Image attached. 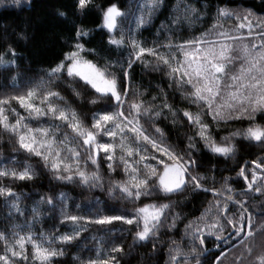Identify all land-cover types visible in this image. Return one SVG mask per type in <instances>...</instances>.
<instances>
[{
	"label": "snow or ice",
	"instance_id": "snow-or-ice-1",
	"mask_svg": "<svg viewBox=\"0 0 264 264\" xmlns=\"http://www.w3.org/2000/svg\"><path fill=\"white\" fill-rule=\"evenodd\" d=\"M19 2L20 0H13L15 4ZM156 2L157 0H147L146 6L150 10ZM90 5L92 0H76V8L80 13ZM59 15L63 17L66 14L59 12ZM124 16L125 14L113 4L103 10L100 28L107 30V43L110 47L118 50L128 47L131 50L125 62L107 61L101 66L89 59L88 56L96 55L95 49L85 46L91 32L77 27L71 42L68 43V51L43 77L27 78L22 83L19 73L10 78L12 88L21 91L17 95L0 98V131L13 137L19 150L39 158L58 181L89 187L101 186L98 173L100 163L103 162L109 172L115 171V167H122L127 179L116 182L112 189L118 191L121 198L133 203L141 197H151L154 194L171 197L183 193L189 187L193 191L211 193L213 200L209 206L199 217L185 225V236L190 241V250L185 252L173 241L174 247H171L168 253V264H188L190 259L200 264V255L208 251L205 246L208 238H214L217 253L213 264H226L229 259L231 264H264V251L256 253L258 238H264V223L255 219L257 215L264 217V210L249 211L252 206L243 199L257 194L264 199V157L245 162L239 169L237 179L242 178L245 187L237 193L230 186L229 177L223 178L220 188L205 187V181H211L214 185L215 177L196 174L198 165L193 155L199 151L197 140L208 152L225 159L236 151L234 144L225 143L230 140L229 136L222 137L221 142L217 143L211 126L202 119L205 110L215 124L227 120H249L247 129L243 132L233 131L230 136H242L247 141L264 146V126L255 123L258 113L264 116V23L257 21L255 25L258 32L253 39H258V44H245V37L225 32L223 25L215 23L208 32L183 43H174L171 37H168L167 43L156 42L153 47H147L133 37L125 40L124 31L118 27V20ZM252 16L250 11L234 17V13L228 9L217 10V21L231 18L243 21L237 24V28L247 27L249 36H252L253 31V20L250 19ZM143 23L144 17H138L137 26ZM213 31L223 39H209V33ZM229 41L232 43H228ZM236 43L240 44L238 51L233 48ZM161 48L166 51L162 52ZM176 52L183 56V60L177 59L174 54ZM146 56L155 59V68L165 66L170 80L169 87L188 89L187 94L182 93L183 98L197 105V112L174 109L167 102L166 94L162 90V102L154 108L142 100L128 102L130 70L136 62L147 66L144 59ZM16 59L17 53L11 46L0 52V71L15 68ZM237 62L239 67L236 66ZM64 78H67V86L77 100L81 99V93L73 85L80 84L81 87L90 88L97 94L96 98L88 101L90 104L95 105L99 100L106 99L112 101L110 109L93 113L91 126H85L76 110L67 104L59 91L54 90L55 82ZM138 95L143 93L133 92V96ZM156 99L157 97H152V101ZM13 103L23 109L28 121L47 118L53 123L50 127L40 125L33 128L26 122L25 116L12 107ZM178 112L195 129V134L187 137V144L180 151L168 145L164 139V131L155 126L156 121L161 118L168 119L169 116L175 123ZM10 116L14 117V120H10ZM141 119L151 122L152 133H148L141 125ZM56 121L59 123H55ZM61 126L71 129V140L67 134L57 140V130ZM98 137L111 139L102 142ZM72 141L77 143V147L69 146ZM78 148L83 149V166L80 164L82 156ZM117 148L119 155L116 154ZM62 151L69 154L71 163L67 157L61 156ZM12 163L16 161L13 160ZM89 164L96 169L91 174L85 170ZM35 175V169L27 163L20 171L0 164V179L26 181L32 180ZM0 197L6 198L15 213L23 215L20 208L21 197L10 187L0 186ZM57 199L63 204L67 197L60 193ZM42 204L53 205V200L47 197L37 202L31 210V223L13 224L11 232L8 233L0 231V264H29L30 256L31 264H52L54 257L63 255V250L53 245L71 244L78 238L79 228L59 236L43 233L36 236L32 228L39 221ZM170 208V204H146L137 208L131 216H102L90 222L108 225L114 221H122L137 229L135 241L146 242L156 238L167 220H172L169 228L175 227L179 214L169 216ZM61 215L64 218L62 223L71 222L76 225L85 220L84 217L71 215L63 209ZM113 253H123V248L113 246L106 257L89 259L87 264H119Z\"/></svg>",
	"mask_w": 264,
	"mask_h": 264
},
{
	"label": "trees",
	"instance_id": "trees-1",
	"mask_svg": "<svg viewBox=\"0 0 264 264\" xmlns=\"http://www.w3.org/2000/svg\"><path fill=\"white\" fill-rule=\"evenodd\" d=\"M113 4L125 14L118 20V27L124 31L125 40L133 37L147 47H153L156 42L167 43L168 37H171L174 43H183L208 32L215 23L223 25L225 32L245 37L243 40L245 44H258V39H253L258 32L255 25L257 21L264 23V0H157L155 6L150 10L146 6L147 0H92V5L83 13L77 11L76 0H20L19 4L13 3V0H0V52H4L11 46L17 53L16 67L0 71V98L19 94L21 89L12 88L10 79L17 73H19L21 83L27 78L40 79L47 70L59 63L63 54L68 51V43L71 42L77 27L88 29L91 32L85 46L95 49L96 55L88 56L89 59H93L101 66L107 61L125 62L131 50L128 47L119 50L110 47L107 43L109 38L107 30L100 28L103 10ZM221 8L232 11L234 17L250 11L253 14L250 17L253 20L252 36L248 35L247 27L237 28V24L243 21H237L235 18L217 21V10ZM59 12H64L66 15L62 17ZM141 16L144 17V23L137 26V18ZM116 35L119 38V33ZM209 39L219 41L223 38L217 36L213 31L209 33ZM233 48L234 51H238L240 44H233ZM160 50L166 51L163 48ZM174 54L177 59L183 60V56L179 52ZM144 59L147 66L136 62L130 70L128 102L142 100L154 108L162 102V90L166 94L167 102L174 109L193 113L199 110L197 105L191 104L190 101L183 98V94H187L188 89L169 87L170 80L165 66L160 65L159 68H155L156 61L153 57L146 56ZM236 66L239 67V62ZM67 85V78H64L62 81L55 82L53 87L54 90L60 92L67 104L76 110L85 126H91L93 113L110 109L112 105L110 100H99L95 105L88 102L90 99L96 98L97 94L94 90L81 87L80 84L73 85L81 93V99L77 100ZM133 92L143 93V95L133 96ZM153 96L157 97L155 101H152ZM61 106H63V102H61ZM12 107L25 116L26 122L30 123L33 128L40 125L50 127L53 123L47 118L28 121L23 109L15 103ZM165 114L167 115V112ZM9 119L14 120V117L10 116ZM202 119L211 126L217 143L221 142L222 137L229 136L230 140L225 143L234 144L236 151L225 159L208 152L197 140L199 151L193 153L198 165L196 174L215 177L216 183L213 185L211 181H205V187L220 188L223 178L229 177V183L233 190L237 193L242 191L245 187L244 181L242 178L237 179V172L245 165V162L264 157V146L247 141L242 136L235 138L230 136L233 131L243 132L247 129L250 125L249 120H227V122L220 121L219 124H215L206 110ZM140 123L148 130V133L153 132L150 121L141 119ZM255 123L264 126V116L258 113ZM155 126L164 131L166 143L178 151L185 148L187 137L195 134V129L188 124L187 119L180 112L177 113L175 123L169 116L168 119L161 118L156 121ZM64 134H67L71 140L72 131L64 126L57 130V140L62 139ZM110 139L98 137V140L102 142H107ZM128 139L130 140V137ZM69 146L77 147V143L72 141ZM78 150L81 152L80 164L83 166V149L78 148ZM116 154L119 155V148H117ZM61 156L67 157L69 163L72 162L67 152L62 151ZM13 160L16 163H12ZM25 163L32 165L35 169L36 175L32 180L0 179V186L10 187L12 191L20 195V208L23 210V215L15 213L6 198L0 197V231L8 233L11 232L13 224L31 223L33 220L32 208L41 198L51 197L54 206L40 205L39 221L34 224L32 232L36 236L41 233L59 236L72 232L74 228L80 229L78 238L71 244L53 245L61 248L63 255L54 257L52 264H87L89 259H97L98 256L106 257L113 246L123 248V253H113L119 264H168V253L169 249L174 247L173 241L179 244L185 252L190 250V241L185 236V225L199 217L213 200L211 193L193 191L189 187L178 195L166 198L163 195L154 194L151 197H141L139 201L133 203L121 198L120 193L112 189L113 184L127 179L122 167H115V171L109 172L103 162L100 163L98 173L101 177V186L89 187L79 183L58 181L39 158L31 157L19 150L16 140L0 131V164L20 171ZM85 170L89 174L96 171L95 167L90 164ZM245 172L247 174V168ZM60 193H64L67 197L63 204L57 199ZM235 198L240 199V197ZM243 199L252 206L249 211L264 210V199L258 194ZM146 204H170L168 215L179 214L175 227H168L172 223V220L169 219L160 228L155 239L137 242L134 240L137 229L132 225H127L122 221H114L108 225L90 222L102 216H131L137 208ZM62 209L71 215L82 216L85 220L76 225L71 222L62 223L64 219L61 215ZM255 219L259 223H264V217L257 215ZM213 239H206L205 246L208 251L200 255V264H213L217 254ZM256 244V253L264 251V238H258ZM28 252L31 253L30 246ZM29 264H31V256ZM188 264H196V261L190 259ZM226 264H231V259Z\"/></svg>",
	"mask_w": 264,
	"mask_h": 264
},
{
	"label": "rangeland",
	"instance_id": "rangeland-1",
	"mask_svg": "<svg viewBox=\"0 0 264 264\" xmlns=\"http://www.w3.org/2000/svg\"><path fill=\"white\" fill-rule=\"evenodd\" d=\"M259 41V40H258Z\"/></svg>",
	"mask_w": 264,
	"mask_h": 264
}]
</instances>
